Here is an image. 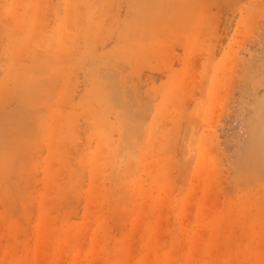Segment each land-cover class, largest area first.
<instances>
[{"label":"rangeland","instance_id":"obj_1","mask_svg":"<svg viewBox=\"0 0 264 264\" xmlns=\"http://www.w3.org/2000/svg\"><path fill=\"white\" fill-rule=\"evenodd\" d=\"M0 264H264V0H0Z\"/></svg>","mask_w":264,"mask_h":264}]
</instances>
